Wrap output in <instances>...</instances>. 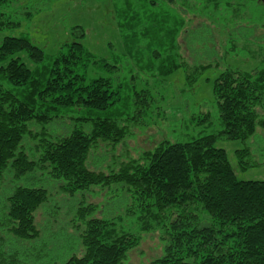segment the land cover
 Instances as JSON below:
<instances>
[{
	"label": "trees",
	"instance_id": "16d2710c",
	"mask_svg": "<svg viewBox=\"0 0 264 264\" xmlns=\"http://www.w3.org/2000/svg\"><path fill=\"white\" fill-rule=\"evenodd\" d=\"M18 1L0 0V31L20 26L3 11ZM123 4L128 21L119 26L132 30L123 35L126 54L141 70L152 68L158 78L188 66L180 52L184 20L172 21V8L154 11L156 0ZM117 12L122 16V10ZM25 17L32 19L33 12ZM72 31L76 41L55 56L23 35L6 36L0 43V188L6 172L20 178L41 168L72 197L94 188L129 195L124 215L93 217L99 207L93 202L78 208L84 253L63 264H122L140 244L141 234L155 231L161 232L164 251L147 264H264V179H239L227 151L216 146L219 138L246 142L258 126L264 129V67L228 68L214 79L220 126L216 133L188 141L165 138L122 162L118 171H94L87 165L92 149L103 142L120 143L128 136V126L146 125L139 119L165 98L159 101L148 86L138 89L137 73L131 76L133 83L125 84L129 94L123 96L124 85L111 76L121 64L92 55L82 43L85 30L76 26ZM145 46L151 48L148 63ZM24 54L33 65L24 61ZM215 67L217 62L188 66L187 85ZM126 109L130 111L124 113ZM210 119L209 112L193 114L190 123L210 126ZM63 120L91 124L92 130L75 126L63 136L49 133V126ZM27 140L37 148V157L27 153ZM236 153L242 168L254 165L248 160L250 147ZM50 196L44 187L15 188L7 197L0 229L18 242L38 238L36 212ZM128 218L134 219L135 230L121 226ZM7 246L0 234V264H23L16 249Z\"/></svg>",
	"mask_w": 264,
	"mask_h": 264
},
{
	"label": "rangeland",
	"instance_id": "374dc122",
	"mask_svg": "<svg viewBox=\"0 0 264 264\" xmlns=\"http://www.w3.org/2000/svg\"><path fill=\"white\" fill-rule=\"evenodd\" d=\"M156 1L158 5L154 11L172 8V21L184 20L179 38L183 61L190 67L218 63V67L203 71L190 87L187 85L188 66L167 77L156 78L151 73L152 68L144 66L141 70L135 59L126 54L123 35L132 30H128L127 25L119 26L121 22L128 21L123 0H19L3 10L21 24L18 28L0 31V43L6 36L23 35L43 49L46 55L55 56L65 44L76 41L72 29L79 26L86 34L82 43L92 55L121 64L120 70L111 76L116 83L124 85L123 96L129 94L125 84L133 83L131 76L137 73L135 84L138 89L148 86L159 101L165 98L145 118L139 119L140 124L146 125L128 126V136L120 143L113 145L108 142L107 146L103 142L92 149L87 162L91 170L105 173L118 171L122 162L154 148L165 138L172 142L188 141L200 135L216 133L220 126L213 95L214 79L228 68L250 71L264 67V0H174L173 4L167 0ZM118 8L124 16L117 12ZM30 11L33 17L27 20L25 14ZM135 30L140 31L138 28ZM254 50L259 51L258 55L250 56ZM144 51V63H148L151 48L145 46ZM23 58L29 66L33 65L27 55L24 54ZM129 111L126 109L124 113ZM208 112L211 114L210 126L190 123L193 114ZM56 123L48 128L53 136H63L75 126L86 132L92 130L91 124L77 121ZM33 145L30 140L25 142L27 153L35 158L37 148ZM216 146L227 151L239 179H264V129L261 126L246 142L219 138ZM244 147H250L253 153L248 160L254 165L246 169L240 166L236 153ZM19 186L44 187L52 194L50 202L36 212V224L40 230L38 238L19 243L13 235L0 229L6 245H10L11 250L16 249L23 264H63L72 255H82L84 247L77 227L80 222L76 221L79 218L78 208L90 202L97 203L99 207L93 217L105 218L113 214L124 215L129 203L126 192L106 194L100 188L69 196L61 191L59 182L41 168L20 178L9 171L5 173L0 188V223L7 197ZM121 226L136 229L132 218L126 219ZM160 236V231L142 233L140 244L128 252L122 264H147L162 256L164 245Z\"/></svg>",
	"mask_w": 264,
	"mask_h": 264
}]
</instances>
